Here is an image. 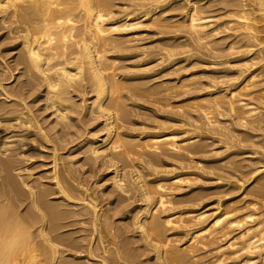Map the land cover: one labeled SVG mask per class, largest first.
<instances>
[{"label": "bare ground", "instance_id": "obj_1", "mask_svg": "<svg viewBox=\"0 0 264 264\" xmlns=\"http://www.w3.org/2000/svg\"><path fill=\"white\" fill-rule=\"evenodd\" d=\"M116 1L117 0H0V21L7 30V37L8 39L11 38L20 42L13 50H18L15 61L17 65L23 66L21 77H24L25 80L19 83L18 90H15L16 94L15 91L13 93L16 98L23 99L24 95L26 97V93L42 89L36 101L43 102L44 108H41L50 111V115L54 117V123L61 125L59 127L61 128V130L59 129L60 131L53 130H55V132L57 131L56 135L59 137L60 142L62 140L65 142H63V147L64 144L65 146H70L74 143L73 145L76 147H80L81 149L86 148L87 151L84 150L86 153L83 152L84 154L89 153L86 155V159H101L103 166L114 169L112 182L116 191L115 194L118 192L120 195L118 198L120 199L109 204V206L112 204L116 206L115 208H111V212L117 209L120 203L124 201L121 197L124 193H129L127 191L128 187L133 188V191L137 192L139 201L144 205H142L138 211L136 208V213L133 212V210L126 212H128L127 214L129 216L131 215L129 213L134 214L128 217L130 219L129 229H133L134 232L136 231V233H138V244L139 246L141 244V246L136 249L142 252L141 256L144 257V255H147L149 257L152 254L153 258H151L153 262H155L154 264H196L197 260H200L199 257L201 258L202 255L198 254L201 252L199 250H206L209 245L212 246L214 243L216 245V242L220 241L219 239L222 237H226L231 232L237 231L236 235L230 238L226 245L223 244L227 246L228 250H234L233 253H231L234 254V256L242 254L240 256L241 260L239 261L235 258V261L238 260V263H233L264 264V218L259 216L264 215V213L262 214V211H264V0H144L141 3H133L134 1L128 3V1L125 7L119 9L118 14L114 13L115 10H113V8L115 9ZM123 2H125V0ZM180 9L182 12L185 10V21H173L165 18V14L172 11L180 12ZM117 10L118 9H116V12ZM218 11H220L221 15L216 14L219 13ZM166 22L184 24L183 28L191 36L190 41L199 47H213L212 49L214 51H218L221 50L219 42L214 44L217 47L212 45L215 38H218L215 42L219 40L225 43L227 40H230L228 52L231 50H240L241 53H245L244 55H246L247 58L244 59V61H246L247 64L245 68L242 66L241 68L239 66L237 68L235 67L236 65L234 66L229 60L225 62L222 61L223 63L220 65L221 67L223 66L222 73H224V75L222 74V76L227 78L231 72H234L237 76H232L231 73V80L228 79L230 77L227 78L229 81L224 78L223 81L225 82H220L221 85L224 84L221 88L216 87L219 79L216 80L215 78L216 86H209L207 90V85H201L202 87L206 86L205 88L207 91L204 90L206 93L198 96L196 100L201 99L200 101H197V103H190L191 101L189 100L190 104L186 105H183L182 102L183 106L179 105V109L182 110L181 113L178 111L179 114L175 117H166V120L171 125L166 127L159 126L162 130L161 132H145V137L141 138L140 134H143V132L140 134L138 133V135H133L135 131L133 133L131 132L132 134L129 132L133 128H129L130 130L125 128L126 124H131L133 121L132 119H134L133 117L142 115L143 117H148V119L150 117H155L163 120H165V117L159 115L162 114L160 110L155 111V109H151L150 105H147L150 108H146V105V107L139 105L141 104V98L138 99V102H135V100L142 96L144 99L145 97L148 99L149 96H153L155 98L152 99H155L154 102L156 105L164 106L162 104L165 102V98L169 97L177 87L182 90L181 92L183 93L179 95V97H183L184 93H187V91L192 92V90L195 89L196 79L194 80L190 76L191 80H189V78L188 81L185 82V80H187L186 78L180 85L175 84V87H165L166 84L154 88L149 86L146 87L147 85L143 87L145 85L144 83H142L144 85L135 86L131 83L130 76H128L130 77L129 80L128 78L122 79V76L119 75V71L121 70H119L120 64L118 65V60L110 57L109 54L112 51H116L120 55V53L126 51V55V53L130 51V53L137 52L140 53L141 56H144L147 50L138 46L140 38L136 30L139 25L144 23L155 25L156 35H163L165 34ZM2 24H0V26ZM168 28H172V26ZM187 41L189 42V40ZM159 42L162 43L163 46L161 47L162 51L159 50L160 52L170 47L165 55L159 58L156 57L160 60V62H158L160 66L166 63L165 61H172L171 58L177 55V53L173 51V48H178V51L181 45L189 47L191 43L186 41L185 43H180V41L172 44L169 39L165 40V38L162 37L158 40V43ZM204 47L203 49L208 50ZM222 48L224 47L222 46ZM132 50H134V52H131ZM159 51L157 52L159 53ZM157 52L153 53L158 54ZM205 52L207 53V51ZM240 52L238 53L241 54ZM218 53H220V51ZM156 54L153 55L156 56ZM147 55L149 56V54ZM151 55L152 52L150 56ZM166 55L167 58L165 57ZM217 55L218 54L214 55V57ZM146 57L147 56H145V58ZM164 57L165 59H163ZM176 57H178V55ZM189 57H191V55L188 56V58ZM222 59H224V57ZM132 60L135 59L133 58ZM176 60L175 62H177ZM213 60L215 59L213 58ZM136 63L137 62H135V64ZM251 63L254 64V66H258H256V69H254L255 67L252 68L254 69L253 71L250 70ZM8 66L9 65H7V69L5 66V69L6 73L10 74L8 72L12 73V71ZM140 66L142 67V65ZM210 68H212V64ZM125 69L126 68L123 70ZM127 70L129 71L130 69H126V71ZM145 71L150 72V69L147 68ZM142 72H144L143 69L141 73ZM157 72L155 68L153 73L156 74ZM170 74H172V70ZM192 76L194 75L192 74ZM5 77L4 74V77H2L3 80H0V91H3L4 96L7 97L10 92H7V89L5 91V85H7L5 83L11 76L9 79ZM159 78H157V81ZM208 79L211 80L210 78ZM86 80L87 84L88 82L90 83L89 87L94 93V99L88 107L83 108L81 111L74 101L73 93L75 91L86 93ZM212 80L208 82V84L212 83ZM140 82L141 81H139V83ZM158 84L160 83L158 82ZM193 85L194 88L190 91L188 88H191ZM197 86L198 85H196V87ZM199 87L200 86H198V88ZM136 89L139 91V94L136 95L139 97L132 94ZM138 91L136 93H138ZM140 91H145L146 93H140ZM201 91H198V94H200ZM193 93L194 91L192 94L190 93V95H193ZM14 94L13 97H15ZM134 96L137 98L134 99ZM13 97L10 96L11 99ZM177 97L172 99L178 100L179 97ZM19 99L17 100L20 101ZM167 99L166 102L169 103L170 101H167ZM172 99L171 101H173ZM193 100L194 98L192 101ZM2 102L6 104L4 100ZM186 102L188 101L185 100V103ZM12 103L14 106L11 107H9L10 105L0 106L2 116L4 114L8 117V114L13 115L18 113L14 115L16 119L20 121L22 125H25L24 127H28L27 129H29V132H35L32 133L33 135L39 134L40 136H38L40 138H37L41 141L44 139L46 142L47 135L43 133L44 131L42 128L35 124L36 122L32 119L26 117L27 113H25L26 115L24 112L19 113V111H21L18 110V105H20V103L18 104L17 101ZM151 103H153V101ZM24 106H26V104ZM173 106H175L176 109L178 108L177 105ZM26 109L27 108H23L22 111ZM194 109L196 112L193 111ZM142 110L145 111L143 112ZM197 110L201 112L199 113ZM194 112L199 113V115L202 113V116L198 118ZM225 114L230 116V118L227 119H230L229 121H231L233 125L244 126V131H238L235 128H224L225 131H228L225 132L222 127L223 131H221V128V130L215 128L216 126L214 125L219 122L216 118H218V116L224 117L223 115ZM74 115H76V117ZM98 118L104 120V128L107 132L102 141L93 140L89 134L85 132L87 129L84 128L87 121ZM79 121L82 122L81 126L77 125ZM0 123L2 122L0 121ZM16 123L17 122H15V124ZM21 123H18V125H21ZM229 123L230 122H228V124ZM228 124L227 126H229ZM1 125L4 126V124ZM19 126L17 127L18 129ZM73 128L74 130L76 128L77 131H70ZM19 130H21V126ZM18 131L17 135L19 136L20 133L18 134ZM23 131L25 132V129ZM23 131L21 135H24L22 134ZM232 134L238 135L237 137H243L240 142L246 145H241L240 149H237L238 145L233 146V142L230 144L229 140H232ZM21 135L20 138H23L24 136L21 137ZM53 136L55 137V135ZM9 138L14 139V135ZM35 138L33 136V139ZM137 138L139 139L137 140L138 142H136ZM27 139L25 138L23 140L28 142ZM33 139L30 140V142L32 141L31 144L37 141H33ZM23 140L20 141L23 143ZM55 140H57V143L59 142L58 138ZM78 140L79 142H77ZM26 141L25 143H27ZM216 141L232 145L226 148L229 154L227 158L207 161L206 158L209 156L206 155V157L204 155L208 153L207 149H210L209 142L215 143ZM0 143H2V141ZM8 144H10V142ZM28 144L30 145V143ZM34 144H39V142L37 141V143ZM59 144H62V142ZM13 145L12 143V146ZM3 146L4 145H2V147ZM5 146L7 145L5 144ZM25 146L27 147L28 145H24V147ZM35 146L37 145L33 147ZM73 147L71 146V148ZM9 148L10 147H8L7 152H9ZM62 149H65V147ZM3 150L6 151L5 149ZM38 150L35 151L37 152ZM4 151H2V153L7 157L9 154L7 155ZM15 151L17 150H12V152ZM54 152L55 153L52 152L54 154V164L52 166L53 182L56 189L55 194L56 196H60L58 198H60L59 201H61V203L53 204V202H50L51 199L49 200L48 198L49 196L51 198L54 192L52 193V190L45 187L46 184L42 183L44 179L42 180L39 178L42 180L41 183L37 182L40 184L39 189L37 191H35V189L32 191L30 188L31 190H28L29 192L26 191L28 192V197H26V199L27 201L29 200V202L25 200L28 204L27 209H25L26 212L21 209L19 210L22 212L19 211L17 205H19V202L26 196L22 185H25V188H27L28 184L30 185L29 176L28 181L23 178L24 181L22 182L21 180H16L11 174V170L15 167V165L13 166L15 161H12V163L10 158L9 161L0 159V172L2 173V171H4L5 173V176H2L3 179L0 181V198L2 199L0 202V264H82L81 262L83 261L94 263L96 259H98V261L100 260V264H137V262L135 263L138 258L137 254L130 253L131 251L129 252L127 244L119 246L118 239H122L123 236H119L120 234H118V232H120V230L116 232V228L110 222L111 216L109 217L107 214L109 210L107 209V211H105L106 209L104 210L100 207L101 202L98 204V200H101L91 191L92 189L84 187L82 183L79 182L80 178L78 177V179L76 177L78 175L75 169L73 170L72 167L67 166L68 163L60 159L62 157L61 155H59L61 157L58 156L59 159L65 161L67 165L64 163L62 166H59L56 159L58 158L57 150ZM245 155L247 157H245ZM8 157H10V155ZM167 159L173 161V163L168 164V166L174 168V170L169 172L173 173L170 176H165L164 172H160L157 169V166L161 163H165ZM190 162L196 163L194 169L201 171L202 174L205 173V166L201 169L200 164L204 165L206 163H208L207 168L209 170L226 171L225 169L232 168L235 173H241L243 175L242 178L246 179V181L242 179L243 182L238 181V186L235 185V183L231 185L234 189L239 187L240 189L246 190L245 193L252 197L249 203L251 207L246 212L239 213L236 216H234L235 214L233 211L237 209L241 211L243 207H228L229 210L223 213L222 211L214 212L210 216L207 212H201L198 208L196 209V205H198V207L201 206H199L201 202L199 204L198 202L201 200L203 201V199L209 196H217L218 203H221L220 199L229 195V189L228 186L223 185V182L226 180L223 181L224 178L222 176H216L215 183L217 182V185L214 186V188L211 187L212 189L203 185L186 193H182L181 195L176 194V191L183 186V178L190 180L192 177L191 175H193V173H191L193 167L187 165L190 164ZM193 163L191 164L193 165ZM154 167L155 169H153ZM229 172L231 174V171ZM154 175L157 177L156 179L152 178ZM198 176L202 177L201 173ZM208 178L210 179V177ZM34 182V184H36V181ZM247 182H252V184L249 187H245ZM32 188L36 187L32 186ZM189 204H194L192 208L195 209L188 210L187 207L182 206H189ZM259 204L260 206L257 207ZM259 207H263L260 208V210L262 209L261 212H259ZM184 208L187 209L185 210ZM219 208L220 207H218V209ZM232 213L234 215L231 216ZM206 214L209 217H206ZM68 218H76V220H78L77 222L82 224L83 229V226H90L88 229L90 232L84 231L87 235L88 233L90 234V238L86 235L85 241L87 242H84V239H82V242H79L77 239H74V237L65 234L66 232H61L64 228L72 226V222L67 224L66 220ZM71 221H73V219ZM88 226L85 228H88ZM253 226H256L254 230ZM79 231L80 230H78V232ZM170 232L173 234H169ZM182 232L186 234L187 232L191 233L185 247L177 244L180 242V239L178 241V234ZM78 236H80V234H78ZM182 236H180L181 239ZM87 238L90 239L89 242ZM125 243H127V241ZM132 245L134 247L136 246V244ZM225 246H220L218 249L221 250ZM131 247L130 250H132ZM125 249L126 251L124 252ZM215 249L216 253H220L217 254L219 255L218 260L208 261L204 264H219V262H222L231 251L228 252L225 248L226 250H224V252L222 251V253L218 251L216 247ZM225 251L228 253L225 254ZM206 252L207 251L204 253ZM231 254L229 256H231ZM233 260L234 259L231 261ZM138 262L140 261L138 260ZM199 262L200 261H198V263ZM88 263L86 262V264ZM95 264L98 263L95 262Z\"/></svg>", "mask_w": 264, "mask_h": 264}, {"label": "rangeland", "instance_id": "obj_2", "mask_svg": "<svg viewBox=\"0 0 264 264\" xmlns=\"http://www.w3.org/2000/svg\"><path fill=\"white\" fill-rule=\"evenodd\" d=\"M122 1V0H121ZM121 1H116L115 2V9L113 8V10H115L114 11V13H116V14H118L119 13V9H122L123 7H125V5L126 4H128V3H132V1H134L133 3H141V2H143L144 0H125V2H121ZM129 1V2H128ZM148 1H151V0H148ZM152 1H154V0H152ZM128 2V3H127ZM125 3V4H124ZM117 6V7H116ZM116 9H118L117 10V12H116ZM184 12H185V10H183V12L181 11V9H180V12H178V11H175V12H169V13H167V14H165V18H168V20H173V21H180V22H183V21H185L186 20V18L184 17ZM219 13H216V14H220L221 15V13H220V11H218ZM223 15V14H222ZM0 19H1V16H0ZM184 19V20H183ZM0 24H2L1 23V21H0ZM169 26H172V28H168ZM138 27V26H137ZM175 27V28H174ZM184 27V24H182V23H165V34H163V35H156V29H155V25H151V24H148V23H144V24H141V25H139V27H138V29L136 30L137 32V34L139 35L138 37L140 38V41L138 42V46H140L141 48H144V49H146L147 51H146V53L144 54V56H141V54L140 53H137V52H134V50H132L131 52H134V53H137V54H134V53H130V51L128 52V53H126V55H125V52L123 53H120V55H121V57H120V55H119V53L118 52H116V51H112L110 54H109V56L110 57H113V58H116L117 60H118V65H119V67H120V69L119 70H121V71H119V75L120 76H122V79L123 78H128V80L130 79V77H131V83L133 84V85H135V86H137V85H144L143 87H145L146 85V87H156V86H159L160 87V85L162 86V84H166V86L165 87H167V86H172V87H175L176 85L175 84H177V85H180L186 78H187V80H185V82L186 81H188V79L189 80H191V77H192V79H196L195 81H196V83H195V89L194 90H192L193 88H194V85L193 86H191V88H188L190 91L192 90V92L194 91V93H193V95H190V93L192 94V92H189V91H187V93H184V98L182 99L181 97H179V95H182L183 93L181 92L182 90H180V89H178V87H177V89H174L175 90V92H174V90H173V92H172V96L171 95H169V97H172V98H174L175 99V97H177L178 98V100H174V99H172V98H169V97H167V98H165V102L162 104V105H164V106H159V105H156V103L154 102V100L155 99H152V98H155V97H153V96H149L148 97V99H146L147 97H145V99H144V97L142 98V97H139V96H137L138 94H139V91L137 90L138 89V87H137V91H138V93H136L137 91L135 90V92L133 91V93L132 94H135V96H137V97H139V98H137V100H135V102L137 101L138 102V99H140V103L141 104H139V105H142L143 107L146 105H150V107H151V109H155V111H157V110H160V112L162 113V114H159V115H163L164 117H165V120H163V119H159V118H155V117H150L149 119H148V117H143L142 115L141 116H135V117H133L134 119H132L131 121V124H126V129H132V130H130L129 132H130V134H132L134 131H135V133H133V135L135 134H137L138 135V133L140 134L141 132H143V134H140L141 136V138H143V137H145V135H146V133H148V132H151V133H157V132H161L162 130L159 128V126L160 127H163V126H169V125H171L167 120H166V117H175L177 114H179V113H181L182 112V110L181 109H179V107L182 105V102H183V105H186V104H190V103H197V101H200L201 99H199V100H196L197 98H198V96H200L201 94H204V93H206L205 91H207L208 90V88H209V86H216L215 85V83H216V81L214 80V78L216 79V80H218V82L220 83V82H222L223 80H224V78L227 80V78L228 77H230V78H228V79H230L231 80V73H232V76L234 75V76H237V75H235L234 74V72H231L228 76H227V78L226 77H224V76H222V74L224 75V73H222V69H223V66L221 67L220 65H221V63H223V62H225V61H228L229 60V62L230 63H232L235 67H237L238 68V66L241 68V66L243 67V68H245V66H246V64H247V62L246 61H244V59H246L247 57H246V55H244L245 53H241L240 52V50L238 51V50H231L230 52H228V50H229V48H228V45H229V41L230 40H227L225 43H223V41H217V42H215V40H217L218 38H215V40H214V43L212 44V45H214V44H217L218 42H219V47H220V49L221 50H218V51H214L212 48H208V47H206L208 50H206V49H203V47L204 46H201V47H199V46H196V44L195 43H192L191 41H190V35L188 34V32H186V30L183 28ZM131 32V31H130ZM161 37L162 38H165V40H170V42L173 44V43H177V42H180V43H185V41L186 42H188L187 40H189V42H191L189 45V47L188 46H185V45H181V47H183V48H181V47H179V50L177 51V49L178 48H173V51L174 52H176L177 53V55H178V57H173V58H171V60L172 61H165L166 63H164V64H162L161 66L159 65L160 63H158V62H160V60L158 59L160 56L162 57L163 55H165L166 54V52L167 51H169L168 49H170V47L168 48V49H165V51H163V52H160V51H162L161 50V47H163L162 46V43H158V40L159 39H161ZM188 42V43H189ZM20 42H18V41H16V40H13V39H11V38H9L8 39V37H7V30L4 28V26H3V24L0 26V73L2 74V71H3V76L0 74V76H1V79L0 80H3L2 79V77H4V74H5V78L6 79H9L10 78V76H11V78L9 79V80H7V82L5 83V84H7V85H5V91H6V89H7V92H10V93H8V95L9 96H4V92L3 91H0V106H2V105H5V106H9V107H11V106H14V105H12L13 103L12 102H15V101H17V103L19 104L20 103V105L21 104H23V105H18V110H21V111H19V113L20 112H24V114L25 113H27V115H26V117H28L29 119H32L34 122H36L35 124H37L38 126H40L41 128H42V130L44 131L43 133H45L46 135H47V140H46V142H45V140L44 139H42V141L39 139L40 137V135L39 134H32V133H35V132H29L28 130L29 129H27L28 127H24L25 125H22V123L20 122V121H18L17 119H16V116H14V115H17V114H8V117L7 116H5L4 114H3V116H2V112H0L1 114V116H0V119L1 118H7V120H6V118H5V122L7 123V121H8V125L4 122V118L3 119H1L0 121L2 122V123H0V142L2 141V143H0V148L2 147V145H4L5 146V144L7 145V146H3L2 148H1V150H0V159L1 160H3L4 159V161L5 160H10L11 159V162L13 161H15L14 163L15 164H13V166L15 165V167H13V169L11 170L12 172H11V174H12V176H13V178L15 177L16 178V180H18V181H20L21 180V182L22 181H24L25 179L28 181V176H29V182H30V185H29V187H28V185H27V188H25L26 186L25 185H22L23 186V191L26 193V196H25V198H23L24 199V201H23V199L21 200V202H19V205H17L18 206V210L19 209H21L22 211L24 210V212H26L25 211V209H27V207H28V204H27V202H29V200L27 201V199H26V197H28V192L32 189V191L35 189V191H37L38 189H39V185L40 184H38L39 182L41 183V181H42V183H44V184H46V188L47 189H50V190H52V193H53V195H51V198H50V196H49V200H50V202H53V204H60L61 203V201H59L60 200V198H58V197H60L59 195L58 196H56V189H55V186H54V182H53V164H54V154L53 153H55L54 151L55 150H57V157L59 156V155H61V156H59V157H61L60 159H63V160H65L67 163H68V165H67V163H65V161H63V160H60L59 159V157L58 158H56L57 159V163L59 164V166H62L64 163H65V165H67V166H69V167H72V169L74 170L75 169V171H76V173H77V175L78 176H76L78 179H79V182L80 183H82V185L84 186V187H86V188H89V189H92L91 191H93L94 193H95V195H97V197L101 200V201H99L98 200V204L101 202V204H100V207H102L105 211H107V209L109 210V212H107V214H108V216L110 217L111 216V220H110V222L113 224V226L116 228L115 230H116V232H118L117 230H120V232H118V234H120L119 236L121 237V236H123V238L121 239V238H119L118 239V241H119V246H122V245H128L127 247H129V252L130 253H135V254H137V259L140 261V262H138V260L136 259V261H135V263L137 262V264H154L155 262H153V260H152V258H153V255L151 254H148V255H150L149 257L147 256V255H144V257L143 256H141V254H142V252L139 250V249H136L137 247L139 248L140 246H141V244H140V246H139V244H138V233H136V231L134 232L133 231V229H129V227H130V219L128 218V217H130V216H132V214L133 213H129V214H131L130 216L127 214L128 212H126V211H132L133 210V212H137L138 211V209H140L141 208V206L142 205H144L141 201H139V199H138V195H137V192H135V191H133L134 189L133 188H131V187H128L127 188V191L129 192V193H124L123 195H122V197L121 198H123L124 199V201L122 202V203H120V205L118 206V208L117 209H115L114 211H112L111 212V208H115L116 206H114L113 204V206L112 205H110L109 206V204L110 203H113V202H116V200L117 199H120V198H118V196H120L119 195V193L117 192V194H115V189H114V185H113V182H112V177L114 176V169H109V168H107L106 166H103V164H102V161H101V159H98V160H93V159H90V158H88V159H86V155H88L89 153H87V154H84L83 152H85L86 153V148H84V149H81L80 147H76L75 145H73V144H71L70 146L68 145V146H65V144H64V147H65V149H62V148H64L63 147V140L61 141L62 142V144H59V143H61L60 142V140H59V137L56 135V133H57V131H60L61 130V128H59L61 125H57L56 123H54V117H52L51 115H50V111H46V110H44V109H42L41 107H43V102H41V101H36V98H37V96L39 95V93H40V91H42V89H37V90H34V91H31V92H29V93H26V97H25V95H24V97H25V99H24V97H23V99H19L18 97L16 98V96H15V94H16V91L18 90V85H19V83L21 82V81H23V80H25V78L24 77H21V73H22V68H23V66H20V65H17V63H16V58H17V51L18 50H13L14 49V47H16L18 44H19ZM161 44V45H160ZM160 46V49H159V46ZM224 47V48H222V46ZM185 46V47H184ZM192 46V47H191ZM195 46V47H194ZM215 47H217L216 45H214ZM204 47V48H205ZM218 47V48H219ZM167 48V47H166ZM197 48V49H196ZM199 48V49H198ZM203 49V50H201V49ZM226 48H228V49H226ZM175 49V50H174ZM185 49V50H184ZM210 49H212V50H210ZM223 49H225V50H223ZM160 50V51H159ZM181 50V51H180ZM183 50V51H182ZM136 51V50H135ZM157 51H159V53L157 52ZM172 51V52H173ZM205 51H207V53L205 52ZM208 51H210V52H208ZM212 51V52H211ZM220 51V53H218ZM116 52V53H115ZM151 52H152V57L150 56V54H151ZM153 52H157L158 54H156V53H153ZM165 52V53H164ZM170 52H171V50H170ZM186 52V53H185ZM199 53V54H197V53ZM238 52H240L241 54H239ZM163 53V54H162ZM183 55H182V54ZM185 53V54H184ZM210 53V54H209ZM213 53H215V54H213ZM228 53V54H227ZM234 53V54H233ZM147 54H149V56L147 55ZM153 54H156V56L155 55H153ZM161 54V55H160ZM180 54V55H179ZM192 54H195V55H192ZM197 54V55H196ZM216 54H220L219 55V57H218V55L217 56H215L214 57V55H216ZM230 54V55H229ZM236 54V55H235ZM243 54V55H242ZM191 55V57H189L188 58V56H190ZM209 55V56H208ZM210 55H212V56H210ZM232 55H234V56H232ZM115 56V57H114ZM134 56V57H133ZM138 56V57H137ZM141 56V57H140ZM145 56H147L146 58H145ZM186 56V57H185ZM200 56V57H199ZM118 57V58H117ZM125 57H126V59H125ZM128 57H129V59H128ZM156 57H158V58H156ZM166 58H167V55L165 56ZM165 57L163 58V59H165ZM216 57H217V59H216ZM224 57V59H222V58ZM226 57V58H225ZM135 59V60H132V59ZM136 58H138V59H136ZM142 58H144V59H142ZM185 58V59H184ZM197 58V59H196ZM198 58H200V59H198ZM213 58L215 59V60H213ZM142 59V60H141ZM156 59V60H155ZM177 59V60H176ZM181 59V60H180ZM221 59V60H220ZM231 59V60H230ZM122 60V61H121ZM129 60H132V61H129ZM139 60V61H138ZM167 60V59H166ZM174 60V61H173ZM175 60L177 61V62H175ZM184 60H186V61H184ZM144 61V62H143ZM182 61V62H181ZM212 61H213V63H212ZM219 61V62H218ZM223 61V62H222ZM3 62V63H2ZM122 62V63H121ZM135 62H137L136 64H135ZM155 62H157V63H155ZM210 62H211V64H212V68H210L211 67V64H210ZM214 62H215V64H214ZM141 63V64H140ZM147 63H149V64H147ZM151 63V64H150ZM174 63V64H173ZM176 63H177V65H176ZM195 63V64H194ZM197 63V64H196ZM204 63V64H203ZM5 64H7V65H9L8 66V68H10L11 69V71H12V73L11 72H8V73H10V74H7L6 73V69H7V65H5ZM125 66H124V65ZM126 64H127V66H126ZM155 64V65H154ZM250 64V63H249ZM129 65H131V66H129ZM136 65V66H135ZM140 65H142V67L140 66ZM145 65V66H144ZM158 65V66H157ZM176 65V66H175ZM207 65V66H206ZM216 65V66H215ZM252 65V66H251ZM251 65H250V70L251 71H253L254 69H256L258 66L257 65H255L254 66V64H252L251 63ZM5 66H6V69H5ZM163 66V67H162ZM175 66V67H174ZM210 66V67H209ZM257 66V67H256ZM3 67V68H2ZM122 67V68H121ZM128 67H130V68H128ZM136 67V68H135ZM139 67V68H138ZM161 67V68H160ZM214 67H216V68H214ZM218 67H220V68H218ZM249 67V66H248ZM255 67V68H254ZM124 68H126V69H130L129 71L127 70L126 71V69L125 70H123ZM138 68V69H137ZM150 69V72H146L145 71V69ZM152 68H154V69H152ZM155 68H156V70L158 71L156 74H154L153 73V70L155 71ZM252 68H254V69H252ZM2 69V70H1ZM142 69H143V71L144 72H142L141 73V71H142ZM161 69V70H160ZM217 69V70H216ZM5 70V71H4ZM140 70V71H139ZM171 70H172V74H173V70H174V74L172 75V74H170V72H171ZM177 70V71H176ZM221 70V71H220ZM124 71V72H123ZM137 71V72H136ZM168 71H170V72H168ZM122 72V73H121ZM125 72H127V73H125ZM134 72V73H133ZM136 72V73H135ZM140 72V73H139ZM165 72V73H164ZM168 73V75H167V73ZM151 73V74H150ZM159 73H160V75H159ZM215 73V74H214ZM126 74V75H125ZM136 74V75H135ZM145 74V75H144ZM146 74H147V76H146ZM192 74L194 75V76H192ZM209 74V75H208ZM213 74V75H212ZM220 76H219V75ZM124 75V76H123ZM135 75V76H134ZM162 75H164V76H162ZM177 75V76H176ZM126 76V77H125ZM128 76H130V77H128ZM133 76V77H132ZM137 76V77H136ZM151 76H153V77H151ZM158 76V77H157ZM191 76V77H190ZM198 76V77H197ZM217 76V77H216ZM148 77V78H147ZM150 77V78H149ZM160 77V78H159ZM201 77H203V78H201ZM4 78V79H5ZM133 78V79H132ZM139 78H140V80H139ZM153 78V79H152ZM154 78H155V80H154ZM157 78H159L158 79V81H157ZM162 78V79H161ZM175 78V79H174ZM177 78V79H176ZM182 78V79H181ZM184 78V79H183ZM198 78V79H197ZM208 78H210L211 80H212V83H209V84H212V85H209L208 84V82H210L211 80H209ZM234 78V77H233ZM138 79V80H137ZM147 79V80H146ZM152 79V80H151ZM180 79V80H179ZM205 79H206V81H205ZM133 80V81H132ZM143 80V81H142ZM168 80H169V82H168ZM176 80V81H175ZM202 80V81H201ZM207 80H209V81H207ZM221 80V81H220ZM139 81H141L140 83H139ZM152 81V82H151ZM213 81H215V82H213ZM227 81H229V80H227ZM87 82V80L85 81V83ZM137 83V84H135V83ZM158 82L160 83V84H158ZM164 82V83H163ZM168 82V83H167ZM184 82V83H185ZM207 82V83H206ZM217 82V88H221L224 84H222L221 85V83L219 84ZM223 82H225V81H223ZM84 83V84H85ZM142 83H144V84H142ZM174 85H173V84ZM179 83V84H178ZM200 85H199V84ZM203 83V84H202ZM4 84V83H3ZM87 84V83H86ZM158 84V85H157ZM169 84V85H168ZM207 85L208 87H207V90H206V86H204V87H202L201 85ZM154 85V86H153ZM196 85H198V86H200L199 88H198V86L196 87ZM87 86V90H86V93H83V92H74L73 93V96H74V101H75V103L77 104V106L79 107V109L82 111V109L83 108H85V107H88L89 106V104L92 102V100L94 99V93L91 91V88L89 87L90 86V83L88 82V84L87 85H85V87ZM140 88V87H139ZM203 88V89H202ZM213 88V87H212ZM187 89V90H188ZM211 89V88H210ZM209 89V90H210ZM8 90H10V91H8ZM16 90V91H15ZM75 90V89H74ZM74 90H71V91H74ZM176 90H177V92H176ZM197 91V93H196V91ZM201 90H203V91H201ZM205 90V91H204ZM12 91V92H11ZM15 91V94L13 93ZM198 91H201V93L200 94H198ZM142 92H145V91H140V93H142ZM180 92V93H179ZM188 92H189V94H188ZM3 93V94H2ZM14 94V96L15 97H13V94ZM146 93V92H145ZM173 93H174V95H173ZM177 93H178V95H177ZM196 93V94H195ZM10 94H12V95H10ZM137 94V95H136ZM166 94V93H165ZM169 94V93H168ZM176 94V95H175ZM185 94H186V96H185ZM188 94V95H187ZM10 96H12L13 98L11 99L10 98ZM135 96L133 97L134 99H136L135 98ZM196 96V97H195ZM151 97V98H150ZM6 98H10L9 99V101L7 102V100L8 99H6ZM16 98V99H15ZM189 98H191V99H189ZM194 98V100L192 101V99ZM17 99H19L20 101H18ZM145 100V102H144V100ZM166 99H167V101L169 100L170 102L168 103V102H166ZM171 99L173 100V101H171ZM5 101L6 102V104H8V105H6L4 102H2V101ZM23 100V101H22ZM142 100V101H141ZM147 100H148V102H147ZM185 100L186 101H188V102H186L185 103ZM191 102H190V101ZM149 101H153V103H151V102H149ZM174 101H175V103H174ZM3 104H2V103ZM22 102V103H21ZM23 102H25V103H23ZM190 102V103H189ZM148 103H150V104H148ZM26 104V106H24ZM144 104V105H143ZM153 104V105H152ZM170 106H169V105ZM156 105V106H155ZM173 105H177L178 106V108L176 109V107L175 106H173ZM180 105V106H179ZM182 105V106H183ZM24 106V107H23ZM145 106V107H146ZM22 109H21V108ZM150 107H146V108H150ZM23 108H27L26 110H24V111H22L23 110ZM44 108V107H43ZM179 109V110H178ZM177 110V111H176ZM143 112L145 111V110H142ZM178 111H179V113H178ZM191 111V110H190ZM193 111H195V109L193 110ZM198 111V110H197ZM31 112V113H30ZM196 112V111H195ZM194 112V114L195 115H197V117L199 118L200 116H202V113L199 115V113L201 112V111H198L199 113H195ZM75 117H76V115H74ZM150 116V115H149ZM224 117H222V116H218V118H216V120L217 121H219L217 124H215L214 126H216L215 128H217L218 130H221L222 128L224 129V128H226V129H233V128H235V129H237L238 131H244V129H245V127L244 126H241V125H239V126H237V125H233L232 123H231V121H229L230 119H227V118H230V116H227L226 114L225 115H223ZM15 119H14V118ZM141 117H143V118H141ZM12 118V119H11ZM137 118V119H136ZM141 118V119H140ZM147 118V119H146ZM221 118H223V119H221ZM220 119V120H219ZM226 119V120H225ZM3 120V121H2ZM85 121H87V120H85ZM104 120L103 119H94V120H89V121H87V123H86V126L84 125V128L85 129H87V130H85V132H87L88 134H89V136L93 139V140H96V141H102V139L105 137V135H106V130H105V128H104V125H105V123L103 122ZM15 122H17L16 124H15ZM220 122H222V123H220ZM228 122H230L229 124H228ZM11 123V124H10ZM12 123H13V125H14V127H13V125H12ZM18 123H21V130L23 131L24 129H25V132H26V134H25V132L23 131V133L22 134H24V135H21V130H19L20 129V126L18 125ZM81 123L82 122H80L79 121V123H77V125H80L81 126ZM134 123V124H133ZM226 123V124H225ZM1 124H4V126L3 125H1ZM133 124V125H132ZM227 124L229 125V126H227ZM19 126V129L17 128L18 126ZM57 125V126H56ZM127 125H128V127H127ZM220 125H222V126H220ZM225 125V126H224ZM15 126H16V128H15ZM24 128H23V127ZM44 127V128H43ZM56 127V128H55ZM222 127V128H221ZM228 127V128H227ZM52 128V129H51ZM221 128V129H220ZM242 128V129H241ZM26 129H27V131H26ZM51 129V130H50ZM53 129H55V130H57L56 132H55V130H53ZM60 129V130H59ZM223 129L221 130V131H223ZM19 130V131H18ZM12 131H13V133H12ZM17 131H18V134H19V136L17 135ZM33 131V130H32ZM50 131V132H49ZM52 131V132H51ZM70 131H74V132H76L77 130H76V128H75V130H74V128L73 129H71ZM224 131H225V129H224ZM227 131V130H226ZM225 131V132H226ZM16 132V133H15ZM49 132V133H48ZM54 132V133H53ZM132 132V133H131ZM146 132V133H145ZM228 132V131H227ZM11 133V134H10ZM15 133V134H14ZM28 133H29V135H28ZM13 137V135H14V139H12V138H9V137H11V136ZM20 135H21V137H23V138H20ZM26 135V136H25ZM39 135V136H38ZM53 135H55V137L53 136ZM233 135V137H232V140H229V142H230V144H232V142H233V146H237V149H240V146L242 145H246L245 143H243V142H240V140L242 141V138H241V136H239V137H237L238 135H234V134H232ZM32 136V137H31ZM33 136H34V138L35 139H33ZM49 136H50V139H49ZM6 137V138H5ZM16 137H19V138H16ZM37 137H39V138H37ZM52 137V138H51ZM8 138V139H7ZM27 139L28 140V142L27 143H25V141L23 140V139ZM30 138H32L33 139V141L34 140H37L38 142H39V144H34V143H37V141L35 142H33L32 144H31V142H30V140H32V139H30ZM58 138V140H59V142L57 143V140H55V139H57ZM70 138V137H69ZM238 138H239V140H238ZM10 139V140H9ZM17 139V140H16ZM4 140V141H3ZM7 140H9V141H7ZM12 140V141H11ZM15 142H14V141ZM20 140H23V143L20 141ZM40 140V141H39ZM137 140H139L138 138L136 139V142H138ZM7 143H6V142ZM10 142V144H8ZM77 142H79V140L77 141ZM228 142V143H229ZM3 143H5V144H3ZM12 143L14 144L13 146H12ZM28 143H30V145L28 144ZM41 143H42V146H41ZM65 143V142H64ZM58 144V145H57ZM75 144H77V143H75ZM24 145H28L27 147L25 146L24 147ZM34 145H37V146H35V147H33ZM40 145V146H39ZM209 145H210V149H207V151H208V153L207 154H205L204 156H209V157H207L206 158V160L207 161H216V160H220V159H223V158H227V156H228V154H229V152H227L226 150V148L229 146H232V145H229V144H225V143H219L218 141H216L215 143H212V142H209ZM227 145V146H226ZM24 148H23V147ZM71 146L73 147V148H71ZM213 146V147H212ZM8 147H10L9 148V152H7V149H8ZM19 147H20V149H19ZM42 147V148H41ZM58 147V148H57ZM221 147V148H220ZM32 148V149H31ZM36 148V149H35ZM39 150H38V149ZM77 148V149H76ZM3 149H5L6 151H4ZM22 149H24V150H22ZM29 149V150H28ZM33 149H34V151H33ZM54 151H53V150ZM12 150L14 151V150H17V151H15V152H12ZM35 150H38L37 152L35 151ZM84 150H86V151H84ZM2 151H4V153H7V155L9 154L10 155V157H6V156H4V154L2 153ZM17 152V153H16ZM21 154H20V153ZM53 152V153H52ZM27 153V154H26ZM39 154V155H38ZM219 154V155H218ZM21 155V156H20ZM33 155V156H32ZM51 155V156H50ZM53 156V157H52ZM245 157H247L246 155H245ZM10 158V159H9ZM204 158V157H203ZM13 159H15V160H13ZM12 162V163H13ZM169 163H173V161L171 160V159H167L166 161H165V163H161L159 166H157V169H158V171H160V172H164L165 173V176H170V175H172L173 173H169L171 170H174V168L172 167V166H168V164ZM191 163H193V162H190V164H187V165H191L192 167H193V169H191L192 171H191V173H193V175H191L190 177H191V179L190 180H188V179H184L183 178V182H182V184H183V186L181 187V188H179V190H177L176 191V194H178V195H181L182 193H186V192H188V191H191V190H193L194 188H197L198 186H205V187H208L209 189H212L211 187H213L214 188V186H216L217 185V182L215 183V181H216V179L215 178H217L216 176H222L223 178H224V180L223 181H225V182H223V185H226V186H228V196H226V197H223V199H220V201H221V203H218V200H217V196H209V197H207L206 199H203V201L201 200V201H199L198 202V204H199V206L200 207H198V205H196L197 207H196V209L198 208L199 209V211H201V212H203V211H205V212H207V214L210 216V215H212L214 212H221L222 211V213L223 212H225V211H227V210H229V208H233V207H243V210H241V211H238L239 209H237V210H234L233 211V213L235 214H231V216L232 215H234V216H236V215H238L239 213H243V212H246L251 206H250V201L252 200V197L251 196H249V195H247L245 192H246V190L244 189H240L239 187V189L237 188V189H234V187L232 186L234 183H235V185H239V182L238 181H240V182H243V180H245L246 181V179H244V178H242L243 177V175L241 174V173H235L234 172V170L232 169V168H227V169H225L226 171H219V170H209L207 167H208V163H206L207 164V166H206V164H200L201 165V169L204 167L205 168V173H203L202 174V172L201 171H199V170H196V169H194V167L196 166V163H193V165L191 164ZM70 164V165H69ZM195 165V166H194ZM226 165V164H225ZM207 168V169H206ZM153 169H155V167L153 168ZM227 170H229V171H231V174H230V172L229 171H227ZM1 171V170H0ZM52 171V172H51ZM196 171V172H195ZM198 171V172H197ZM210 171H211V173H210ZM213 171H214V173H213ZM226 172V173H225ZM234 172V173H233ZM3 173H4V171H2V173L0 172V181L3 179V177L5 176V173H4V175H3ZM196 175H195V174ZM200 173H201V176L202 177H199L198 175H200ZM220 173V174H219ZM225 173V174H224ZM32 176H31V175ZM204 174H206V175H204ZM207 174H209V175H207ZM241 174V175H240ZM52 175V176H51ZM203 175H204V178H203ZM212 175H215V176H212ZM229 175H230V177H229ZM3 176V177H2ZM39 176V177H38ZM41 176V177H40ZM234 176V177H233ZM32 177V178H31ZM51 177H52V179H51ZM208 177H210V179L208 178ZM233 177V178H232ZM240 177V178H239ZM24 180H23V179ZM39 178H41L42 180H40ZM152 178L153 179H156L157 177L154 175V176H152ZM247 178H249V177H247ZM37 179V180H36ZM39 179V180H38ZM150 179V178H149ZM235 179H237V180H235ZM239 179V180H238ZM243 179V180H242ZM33 180V181H32ZM205 180V181H204ZM213 180V181H212ZM26 181V182H27ZM32 181V182H31ZM34 181H36V184H38V185H36V184H34L35 182ZM28 182V183H29ZM38 182V183H37ZM215 184H214V183ZM221 182V183H222ZM237 182H238V184H237ZM220 183V182H219ZM232 184V185H231ZM252 184V182H247L246 183V185H245V187H249L250 185ZM35 185V186H34ZM49 185H51V186H49ZM32 186L33 187H36V188H32ZM38 186V187H37ZM54 186V187H53ZM50 187V188H49ZM51 187H52V189H51ZM31 188V189H30ZM54 189V190H53ZM29 190V191H28ZM235 190V191H234ZM26 191H28V192H26ZM231 191V192H230ZM230 192V193H229ZM115 194V195H114ZM27 202H26V201ZM114 200V201H113ZM2 201V199L0 198V202ZM57 201V202H56ZM119 201V200H118ZM117 201V202H118ZM232 201V202H231ZM25 202V203H24ZM23 203V204H22ZM233 203V204H232ZM196 204V203H195ZM192 205H194V204H192ZM192 205H190L189 204V206H186V205H182L183 207H187L188 208V210H191V209H195V208H192L193 206ZM253 205V204H252ZM21 206V207H20ZM104 206V207H103ZM222 206V207H221ZM258 206H260V204L259 205H257V207ZM195 207V206H194ZM218 207H220L219 209H218ZM229 207V208H228ZM136 208H137V211H135L136 210ZM182 208V207H181ZM187 208H184L185 210L187 209ZM228 208V209H227ZM260 208H263V207H259V210H260ZM183 209V208H182ZM216 209H218V210H216ZM21 210H19V211H21ZM125 210V211H124ZM262 210V209H261ZM261 210L259 211V212H261ZM21 211V212H22ZM264 213V211H262V214ZM25 214V213H24ZM110 214V215H109ZM207 214H206V217H209V216H207ZM261 214V213H260ZM134 215V214H133ZM126 216V217H125ZM259 216H261L262 218H264V215H259ZM73 219V221H71ZM78 220H76V218H68L67 220H66V222H67V224L70 222H72V226L69 228V227H66V228H64L63 229V231H61V232H66L65 234H68V236H71V237H74V239H77V241H79V242H82V239H84L83 241L84 242H87V241H85V238L87 237V236H89V238H90V234L88 233V235L85 233V232H90V231H88V229L90 228V226H88V225H86V226H88V228H85L86 226H83L84 227V229L82 228V224H79L78 222H77ZM66 222L64 221V223L66 224ZM76 225V226H75ZM79 225V226H78ZM197 225V224H196ZM75 226V227H74ZM198 226V225H197ZM73 227H74V229H73ZM77 227V228H76ZM128 227V228H127ZM255 227L256 226H253V230L255 229ZM70 230H69V229ZM79 228V229H78ZM73 229V230H72ZM80 230L79 232H78V230ZM83 229V230H82ZM86 229H87V231H86ZM127 229H129V230H127ZM67 230V231H66ZM69 230V231H68ZM74 231V232H73ZM85 231V232H84ZM69 232H71V233H69ZM77 232V233H76ZM82 232V233H81ZM126 232V233H125ZM75 233V234H74ZM85 233V234H84ZM123 233V234H122ZM185 232H182L180 235L178 234V241H179V239H180V242L179 243H177V244H180L179 246H184L185 247V244L187 243V241L189 240V238H190V234L191 233H189V232H187V234L185 235L184 234ZM189 233V234H188ZM236 233H237V231H235V232H231L229 235H227L226 237H228V238H226V237H222L221 239H219L220 241H218V242H216V245H215V243L211 246V245H209V247H207V249L205 250H203V249H201V250H199V251H201L200 253H198L199 255H201V258L199 257V259L200 260H197V262H196V264H204L205 262H208V261H215L216 259L218 260V257H219V255H217L219 252H217L216 253V249H215V247L217 248V250L218 251H220V252H224V250H226L227 249V246H225L226 244H227V241L230 239V238H232V237H234L235 235H236ZM253 233H254V231H253ZM73 234V235H72ZM78 234H80V236H78ZM83 234V235H82ZM169 234H173L172 232H170ZM256 234V233H255ZM87 235V236H86ZM183 235V236H182ZM187 235H188V237H187ZM83 236V237H82ZM85 236V237H84ZM180 236H182V239H181V237ZM82 237V238H81ZM136 237V238H135ZM89 238H87L88 239V242H89ZM131 238H132V240H131ZM186 238V239H185ZM225 238V239H224ZM81 239V240H80ZM86 239V240H87ZM185 239V240H184ZM122 240V241H121ZM131 241V243H130V241ZM134 240V241H133ZM137 240V241H136ZM224 240V241H223ZM226 240V241H225ZM127 241V243H125ZM181 241H183V242H181ZM134 242V243H133ZM137 242V243H136ZM122 243H125V244H122ZM222 244V245H220V244ZM132 244H136V246L134 247ZM138 244V245H137ZM223 244H225V245H223ZM219 245V246H218ZM132 246V247H131ZM213 246H215V247H213ZM220 247V246H225V247H223L221 250L220 249H218V247ZM130 247H131V249L132 250H130ZM134 247V248H133ZM226 248V249H225ZM134 249V250H133ZM211 251H210V250ZM212 249H213V251H212ZM238 249V248H237ZM135 250H136V252H135ZM139 252H138V251ZM231 249H227V251L229 252ZM123 251V250H122ZM126 251V249L124 250V252ZM132 251H134V252H132ZM198 251V252H199ZM205 251H207L206 253H204ZM227 251H225V254L226 253H228ZM234 251V250H233ZM233 251L231 250L230 251V253L229 254H227L228 256L231 254V253H233ZM128 252V251H127ZM141 252V253H140ZM211 252V253H210ZM222 252V253H223ZM140 254V256H139V254ZM203 253H204V255H203ZM216 254V255H215ZM220 254V253H219ZM207 255V256H206ZM214 255V256H213ZM226 255V257H225V259L224 260H222V262H219V264H236V263H233V262H237L238 263V260L240 261L241 260V258H240V256L242 255V254H239V255H235V256H237V257H235L234 256V254H231V256H227ZM205 256V257H204ZM217 256V257H216ZM142 257V258H141ZM149 259H148V258ZM152 257V258H151ZM140 258H141V260H143V261H141L140 260ZM235 258H237L238 260L237 261H235ZM147 261H146V260ZM212 259V260H211ZM232 259H234L233 261H231ZM150 260H151V262H150ZM198 261H200V262H202V263H198ZM86 262L88 263V261H83V262H81L82 264H86ZM95 262L96 263H98V264H100L101 262H100V260L98 261V259H96V261H94V263H88V264H95ZM146 262V263H145ZM232 262V263H231ZM110 264V263H109Z\"/></svg>", "mask_w": 264, "mask_h": 264}]
</instances>
